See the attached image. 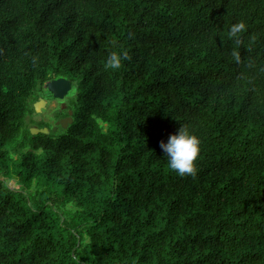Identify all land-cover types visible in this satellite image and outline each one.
I'll return each instance as SVG.
<instances>
[{"label": "trees", "instance_id": "trees-1", "mask_svg": "<svg viewBox=\"0 0 264 264\" xmlns=\"http://www.w3.org/2000/svg\"><path fill=\"white\" fill-rule=\"evenodd\" d=\"M60 78L74 123L33 134ZM0 264H264V0H0Z\"/></svg>", "mask_w": 264, "mask_h": 264}, {"label": "clouds", "instance_id": "clouds-1", "mask_svg": "<svg viewBox=\"0 0 264 264\" xmlns=\"http://www.w3.org/2000/svg\"><path fill=\"white\" fill-rule=\"evenodd\" d=\"M245 30V24L239 22L230 29L229 36L234 43L239 44V34ZM233 56L238 61L239 54L233 52ZM130 56L126 51L113 50L107 54L104 68L106 70H119L122 62L129 60ZM160 147L167 159L168 167L178 176H192L197 174L196 161L200 154V140L188 127L182 125L177 134L169 137L167 143L161 142Z\"/></svg>", "mask_w": 264, "mask_h": 264}, {"label": "water", "instance_id": "water-1", "mask_svg": "<svg viewBox=\"0 0 264 264\" xmlns=\"http://www.w3.org/2000/svg\"><path fill=\"white\" fill-rule=\"evenodd\" d=\"M48 90L52 93V95L57 99H65L71 90L73 89V83L66 78H60L53 80L47 84ZM47 101L43 97H41L36 103H35V109L37 113L42 112V110L46 107ZM74 123V112L71 110L70 115L68 117H65L59 121H57L55 127L53 128L54 131L58 130V127L61 125L64 128H68L70 124ZM31 132L33 134H50L51 129L50 128H32Z\"/></svg>", "mask_w": 264, "mask_h": 264}, {"label": "rangeland", "instance_id": "rangeland-1", "mask_svg": "<svg viewBox=\"0 0 264 264\" xmlns=\"http://www.w3.org/2000/svg\"><path fill=\"white\" fill-rule=\"evenodd\" d=\"M44 99H46L47 104L46 107L42 110V112L40 113H36L31 115L33 120H31V129L32 128H49V127H43L39 121H45L48 124H50L53 128L55 127L57 121H59L57 119L56 112L59 109H67V103H68V99H57L54 96H49V97H44ZM35 106V103H34ZM6 180L8 181V183L15 188H21V184L19 182V180L15 177H7Z\"/></svg>", "mask_w": 264, "mask_h": 264}]
</instances>
